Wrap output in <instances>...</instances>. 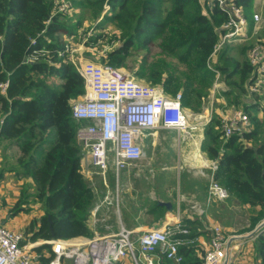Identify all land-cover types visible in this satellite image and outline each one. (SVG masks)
<instances>
[{
    "label": "trees",
    "instance_id": "16d2710c",
    "mask_svg": "<svg viewBox=\"0 0 264 264\" xmlns=\"http://www.w3.org/2000/svg\"><path fill=\"white\" fill-rule=\"evenodd\" d=\"M69 1L83 12L78 20L54 11L56 0H0V84L7 82L4 93L0 90V143H6L5 149L17 146L11 167L32 183L33 194L28 189L23 194L43 210L25 229L23 244L46 241L33 248L42 256L44 250L51 251L49 241L92 238L89 220L96 198L82 171L83 146L71 116L73 102L85 91L84 79L66 55L59 56L66 39L75 38L85 20L96 30L107 24L114 27L111 39L120 43L102 60L113 67H124L132 50L157 44L160 57L152 63L144 60L133 74L169 95L181 93L182 105L196 114L208 106L216 71L220 73L228 89L216 100L224 97L227 107L242 108L252 128L225 139L217 111L224 106L215 100L201 150L217 163L213 177L228 191L227 204L236 202L246 210L247 232L257 228L264 221V94L249 93L255 69L248 52L254 41L222 49L212 71L208 63L218 28L226 20L219 9L204 12L199 0ZM238 2L248 19L254 0ZM104 36L92 35L87 46L95 47ZM257 40L264 44V30ZM186 224L198 234L199 220ZM254 248L259 264H264V228ZM193 252L194 247L183 248L181 264H202ZM52 256L40 260L49 264Z\"/></svg>",
    "mask_w": 264,
    "mask_h": 264
},
{
    "label": "built area",
    "instance_id": "2783aa9c",
    "mask_svg": "<svg viewBox=\"0 0 264 264\" xmlns=\"http://www.w3.org/2000/svg\"><path fill=\"white\" fill-rule=\"evenodd\" d=\"M200 2L204 12L219 9L226 16L218 28L219 39L208 63V68L215 71L212 62L222 49L249 40V21L238 0ZM70 5L69 1L56 0L54 11L70 14ZM108 10L109 5H105L104 12ZM253 21L252 33H257L263 20L255 14ZM34 44L35 41L32 42ZM70 45L67 41L65 50L59 56L66 55L67 60L76 67L84 79L85 88L71 109V116L78 124L76 137L83 146V153L90 157L92 166L103 176L111 165L120 171L129 163L142 160L139 137L143 131L164 128L181 132L195 128L192 120L194 114L182 105L181 93L169 95L163 88L109 64L87 63L80 68ZM248 60L255 69L249 93L264 94V44L261 41L253 44L248 52ZM219 74L216 71L218 77ZM219 86L220 83H215L214 90ZM6 87L7 82L0 84L1 92L4 93ZM261 103L264 105V101ZM222 121L225 139L236 133L250 132L252 128L249 115L242 108L224 115ZM211 169L214 174L216 162H212ZM213 174L208 199L210 202L225 201L229 193L214 180ZM191 209L200 217L206 213L205 208L197 202L192 204ZM208 231L210 237L204 249L202 264H224L226 248L233 237L217 224L209 227ZM132 235V231L123 229L116 234L95 235L82 243L61 239L49 241L53 255L49 264H64L65 260H70L72 264H117L126 258L132 259L133 264H165L166 260L181 264L184 261L181 250L198 247L203 242L199 236L192 234L183 220L149 229L138 238ZM24 240V233L9 230L0 221V264H33V248L39 242L23 244Z\"/></svg>",
    "mask_w": 264,
    "mask_h": 264
},
{
    "label": "crops",
    "instance_id": "0c3cea01",
    "mask_svg": "<svg viewBox=\"0 0 264 264\" xmlns=\"http://www.w3.org/2000/svg\"><path fill=\"white\" fill-rule=\"evenodd\" d=\"M251 13L248 18L249 40L254 34L252 19L255 14L261 15L264 26V0H254ZM220 88L221 90L217 91L218 95H221L224 92L223 88L227 89V86L221 82ZM251 100V97L247 98L248 102ZM218 101H222L221 104L224 106L223 109H217L221 118L234 110L232 107H227L224 97H220ZM213 109V102L209 103L208 107H204L203 116L195 122L194 129L181 132L164 128L143 131L139 137L143 150L142 160L129 163L120 171L111 165L103 176L92 166L88 154L83 153L82 171L88 187L95 193L96 198L89 220L92 238L95 235L116 234L123 229L132 231V236L138 238L149 229L176 223L178 220H183L185 223L199 220L201 225L198 227L197 236L203 242L198 247H194L193 253L202 261L203 246L208 244L210 237L208 229L218 223L217 219L223 213L222 209L228 205L226 200L210 202L208 199L213 161L202 152L201 144L205 138L204 128L212 117ZM260 116H264V112H261ZM5 146L6 143H0V221L9 230L24 233L34 219L43 215V210L32 207L31 205L34 204L26 199L23 192L21 193V185L25 180L18 178L15 181L17 179L15 176L20 175L11 167L13 163L10 161H12L11 156L15 157L18 153L17 146L15 145L14 153L6 151ZM195 202L205 208L204 216L200 217L193 213L191 207ZM27 205L31 206L32 210L26 209ZM232 208H239L247 215L246 210L237 206L236 202L228 205L227 212H231ZM230 235L233 238L245 236ZM88 239L91 238L78 237L69 240L82 243ZM39 243L41 245L46 241L40 240ZM226 252L224 263L227 261L231 264H259L254 240L231 239ZM51 253L52 245L51 251L44 250L42 256L34 252L33 264H46L40 258H48ZM64 264H72V262L65 260ZM117 264H133V262L130 258H126Z\"/></svg>",
    "mask_w": 264,
    "mask_h": 264
},
{
    "label": "rangeland",
    "instance_id": "374dc122",
    "mask_svg": "<svg viewBox=\"0 0 264 264\" xmlns=\"http://www.w3.org/2000/svg\"><path fill=\"white\" fill-rule=\"evenodd\" d=\"M66 1L68 2L69 0H66ZM69 9H70V11L68 13H70V14H68V15H70L73 20H76V19L78 20L79 16L83 15V12L81 9H79V8L73 9L72 3L70 5ZM258 15H260V14H258ZM90 24L91 23L89 20H85L84 25L79 27V29H78L79 33L77 35H75L76 37L72 38V39H66V41L71 43L70 47H71V49L74 50L73 57L75 58L76 61H78L80 68L82 66H85L87 63L104 64L102 62V60L107 57V53L110 50H112L113 48L117 47L120 43L118 41V39H115V40L111 39L112 35L114 33V30H115L112 25L107 24L106 26H103V28L96 30V28L90 27ZM262 26H263V24H262ZM261 30L262 31L264 30V26L257 33L253 34V37L251 38V40H253L254 43L261 41V40H257L258 37L261 35ZM248 32H250L249 28H248ZM98 33L105 34L104 38L100 39L98 45H96L95 47H88L86 44L88 39H90V37L92 35H96ZM231 46L232 45H229V47H231ZM233 53L234 52H232V54ZM160 55H161V50L159 49L157 44H153L149 49H142L140 51L132 50V52L130 53V56L128 57V59L126 61V65L124 67H120V68H123L126 71L134 73L137 70H139L141 63L144 60H146L147 63H152L153 61L158 59L160 57ZM217 77L218 76L216 75L214 84L215 83L221 84V82H223V80H222L220 74H219V77L218 78ZM143 80H145V79H143ZM214 84H213V89L209 95V98H210L209 103L213 102V105H214V102L216 100V95H218L217 91L221 90L220 86L217 90H214ZM226 86H227V84H226ZM227 89H228V87H227ZM221 102L222 101L219 102L218 100H216V103L219 104V106L221 105ZM192 114H194L192 116V120L194 122H197L196 120L201 119L202 118L201 116H203V113L196 114V113L192 112ZM194 119H196V120H194ZM5 150L10 152V153H14V151L16 150V146L15 145L12 147L10 146ZM16 155H15V157H16ZM11 157H13V156H11ZM14 162H15V159L12 158V161H10V163L14 164ZM15 177H17V179L15 181H17L18 178L20 180H23V181L25 180L24 178H22L18 175H16ZM31 184L32 183H30L29 181L28 182L24 181V184L21 185V187H22L21 193L26 192V189H28V193L32 195L34 192V188L31 186ZM18 191H19V189H18ZM22 199H24V198H22ZM27 199L29 200V202L30 201L32 202V200H33L32 197H28ZM31 206L37 207L38 210L41 209V206H39L38 203L31 205ZM31 206L27 205L26 209L30 208L32 210ZM230 211L231 212L226 211L218 217L217 220H219V221H218L217 225H220L221 227H223L229 234L246 235V234L250 233V232H247L249 225H250L248 218H247V215L239 208H232ZM136 247H138L137 244H136ZM206 247H207V245L203 246L204 249Z\"/></svg>",
    "mask_w": 264,
    "mask_h": 264
},
{
    "label": "water",
    "instance_id": "95a60500",
    "mask_svg": "<svg viewBox=\"0 0 264 264\" xmlns=\"http://www.w3.org/2000/svg\"><path fill=\"white\" fill-rule=\"evenodd\" d=\"M167 206H169V204ZM263 228H264V221L257 228H255L253 231H251L250 234L245 235V236H240V237L239 236L238 237H234V238H232V240L233 239L244 240V241H246V240H254L257 237V234ZM52 234H53V232H52ZM226 263H227V261L224 264H226Z\"/></svg>",
    "mask_w": 264,
    "mask_h": 264
}]
</instances>
